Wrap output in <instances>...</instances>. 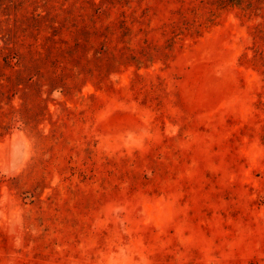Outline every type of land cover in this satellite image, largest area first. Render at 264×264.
Instances as JSON below:
<instances>
[{
	"label": "rangeland",
	"instance_id": "obj_1",
	"mask_svg": "<svg viewBox=\"0 0 264 264\" xmlns=\"http://www.w3.org/2000/svg\"><path fill=\"white\" fill-rule=\"evenodd\" d=\"M0 264H264V0H0Z\"/></svg>",
	"mask_w": 264,
	"mask_h": 264
}]
</instances>
